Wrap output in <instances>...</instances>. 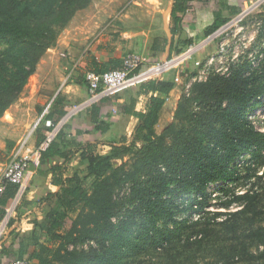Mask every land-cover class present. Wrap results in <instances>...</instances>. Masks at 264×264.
I'll return each instance as SVG.
<instances>
[{"label": "trees", "instance_id": "obj_1", "mask_svg": "<svg viewBox=\"0 0 264 264\" xmlns=\"http://www.w3.org/2000/svg\"><path fill=\"white\" fill-rule=\"evenodd\" d=\"M25 1L0 0V43H5L7 50L18 56L12 67L1 65L0 121L17 101L39 60L55 43L60 31L77 11L92 2L58 0L56 7L37 14L38 6L33 11ZM187 1L173 2L169 29L172 43L181 31L180 15ZM225 23L215 21L205 35L212 34ZM179 51L177 49L176 53ZM174 88L175 83L169 79L150 78L139 82L136 97L124 109V114L137 122L131 140L122 136L116 144L109 145L106 154L95 153V146L90 143L67 142L63 129L58 132L40 153V166L49 174V184L58 188L44 199L49 210L45 233L53 246L39 245L27 259L23 258L26 253L21 248L16 258L35 259L38 264H123L107 252L110 248L125 249L127 233L133 227L140 228L138 217L148 218L145 226L155 222L176 224L173 217L179 210L175 199L195 196L188 203V210L202 211L207 206L209 184L239 179L236 168L230 169L239 158L248 154L264 163V133L257 131L248 119L257 99L264 96V71L249 72L245 64L231 75L212 74L205 82L192 84L187 92L180 94L174 122L157 135L154 126L159 112ZM44 118L49 120V113ZM177 124L182 126L177 128ZM45 130L49 132L51 126H45ZM95 130L104 132L106 129L97 122ZM138 142L140 147L136 146ZM77 155L85 167L83 178L66 174L65 167ZM125 156L135 158L131 168L114 167L112 161ZM55 158L60 160L58 164L51 162ZM85 180H91L89 193L82 185ZM120 183L128 189V207L117 211L114 190ZM17 190V185L7 184L0 192V220ZM256 199L254 194L245 193L234 201L246 200L253 205ZM77 204L82 205L80 211L72 218L69 228L62 230V221L70 217L67 213L75 210ZM248 207L246 204L240 212L230 215L228 231H236L239 227L237 216L246 213ZM114 218L118 219L116 224ZM150 231L152 243L158 246L157 240L164 239L165 232L155 227ZM210 235V232L190 235L188 239L194 240L195 248H201ZM246 237L249 245H262L263 249L253 254L249 245L243 244L244 264H264V228L250 229ZM225 253L222 259L204 264H235L241 251L230 248ZM1 254L4 260L8 257L6 250Z\"/></svg>", "mask_w": 264, "mask_h": 264}, {"label": "rangeland", "instance_id": "obj_2", "mask_svg": "<svg viewBox=\"0 0 264 264\" xmlns=\"http://www.w3.org/2000/svg\"><path fill=\"white\" fill-rule=\"evenodd\" d=\"M25 2L29 3V7L33 11L38 6L37 14L56 7L58 4V0H26ZM155 13L156 11L146 10L140 6L137 0H92L85 9L76 12L77 16L75 15L74 23L71 26L67 25L68 30L65 33H62L64 30L62 29L56 41L60 34L63 37H71L70 34H72V38L75 39L74 43L77 42L75 48L77 54L78 51H83L82 49L89 51L101 41L105 42L104 40L109 39V41L106 40L107 43H113L114 45V43L118 42L121 46L119 49L121 52L123 50L122 55L124 58L128 53H137L130 49V45L134 44L133 37H139V33L146 36L148 30H159L162 28V20ZM241 15L227 21L214 33L210 34L209 37L207 36L205 41L207 53L199 58L195 67L189 68L188 63L196 59L197 55L204 50L194 52L188 60L163 75V79H170L174 82L172 74L177 72L180 80L178 83L174 82V91L169 96L175 106L173 115L168 116H171L169 122L166 120L162 127L159 126V134L163 133L174 122L173 116L180 94L187 92L192 84L205 82L212 74L231 75L240 66L245 67V64L248 65L249 72L259 74L264 71V0L253 1L252 5ZM56 41L39 60L35 72L29 77L22 91L23 93L24 90L35 89L38 83L41 84L37 95H35L39 101L43 102V110L50 103L57 101V98L53 100L54 102L50 100L63 79H65L64 83H75L77 81L81 84L80 86L84 89L83 92H87V96L83 97V104L89 101L85 80L89 72H85L84 65H73L74 62L71 60L72 50L68 49L65 51L60 47L56 48ZM114 47L117 48V46ZM181 48L184 49L185 47ZM17 58L18 56L15 52L7 50L5 43H0V71L2 64L12 67V63ZM37 73L39 74L38 77L35 76ZM257 100V104L250 111L248 119L257 131L264 133V96L259 97ZM175 101L176 103H174ZM170 108L172 109V106L168 108L169 111ZM43 110L42 112H44ZM3 117L5 121L10 120L9 114H5ZM26 117L29 118L27 109L23 112L22 120ZM71 120L72 118H70ZM35 121H32L29 125L22 124V121L21 124L13 128H10V123H7L4 127L0 126V140L10 142V139H12L9 138L12 137L10 136L11 133L14 135L13 138L17 136L20 139L25 138ZM44 123V120H42L33 133L35 134L37 131L43 133L45 130L44 125H46ZM68 123L66 121L65 125H68ZM17 126L23 127V130H18ZM181 126V124L176 125L177 128ZM62 134L66 136L63 130ZM64 140L67 142L72 141L65 137ZM138 143H136V146L137 144L141 146V143ZM107 152H109V148ZM262 154L264 157V150ZM10 158L11 154L8 157H2L0 162L6 163ZM134 159V157L125 156L112 161V163L114 167L124 165V169L129 170ZM73 160L72 166L65 167V169L69 168L71 175L75 174L83 178V173L86 171L85 167L82 166L84 164L81 162L79 155ZM234 167L239 179L209 184L206 190L207 206L202 211L188 210L187 205L195 196L178 197L175 202L179 211L173 217L176 224L172 222L168 224L155 222L145 226L144 223L148 218L140 216L141 218L138 217L136 220L140 221V228L133 227L127 233L128 243H126L125 249L116 251L114 248H110L107 253L114 255L123 264H204L222 259V256L226 254L225 252H228L230 248H235L241 251L235 258V264H244L245 261L242 257L246 256V254L242 252V246L243 244H250L246 237L248 231L253 228H264V163L247 154L232 164L230 169ZM82 185L85 191L88 193L91 191V180L82 181ZM120 185L122 184L120 183L114 190L117 211H121L122 207L126 209L128 207V189ZM245 193L255 195L257 199L253 205L246 200L234 201L235 197L242 196ZM166 197L170 198L169 196ZM227 202H229L228 205ZM246 204H249L248 211L237 216L239 227L234 233L228 231L226 226L229 224L230 215L240 212ZM81 207V204L75 205V210L69 211L67 216L74 218ZM117 222L118 219L114 218L113 223L116 224ZM154 227L165 232L164 239L158 238V246H155L151 240L153 235L150 230ZM6 232L1 238L2 241L6 240ZM207 232H210L211 235L203 241L201 248H195L192 244L194 240L188 239L190 235H200ZM48 245L53 246L50 240H48ZM83 248L86 249L87 247L84 246ZM248 248L253 254L263 249L262 245L258 247L254 244L249 245ZM222 251H224L223 254Z\"/></svg>", "mask_w": 264, "mask_h": 264}, {"label": "crops", "instance_id": "obj_3", "mask_svg": "<svg viewBox=\"0 0 264 264\" xmlns=\"http://www.w3.org/2000/svg\"><path fill=\"white\" fill-rule=\"evenodd\" d=\"M137 1L140 3V6L146 10L156 11L155 14L162 20L163 26L159 30H148L146 36H143V34L140 35L141 33H139V37H133L134 44L130 45V49H133L138 54L142 55L148 64H152L161 59L175 56L177 54V49L180 50L179 53H182L188 48L199 46L200 48L197 51H204L198 54L196 59H193L191 63H188L190 66L189 68H193L198 63L199 58L207 53V45L205 44L207 39V36L205 35L206 30L211 27L215 21L227 22L235 19L237 16L244 13L252 5L253 1L255 2L257 0L187 1L184 5V11L180 15L181 31L175 37L173 43L171 42L169 29L171 25V11L174 0ZM74 20L75 16L68 26H71L74 23ZM68 26L64 28L62 33H65L68 30ZM70 35L71 37H63L62 34H60L56 41V48L60 47L65 51L68 49L72 50L71 60L74 62L73 65H84L85 72L96 73L111 71L121 66L123 50L121 52L119 49L121 46L118 42L113 45V43H107L109 39H106L107 41L104 40L105 42L99 41L100 43L92 47L89 51L82 49L83 51H78L76 54L75 48L77 42L74 43L75 39L72 38V34ZM114 46H117V48ZM183 46L185 47L184 49L181 48ZM176 75L179 74L177 72L173 73V78ZM35 76L38 77L39 74L37 73ZM64 80L65 79L61 80V83L53 93L50 101H53L56 98L57 101L55 103H50L51 106L49 104L50 109L48 113L50 118L49 120L44 118V122L49 121L51 124H55L66 115L67 112L69 113L73 109V114L67 120V122H69L68 125L64 124L62 127L64 134H66V136H63L66 139L77 143L93 144L95 146V153L98 154H104L107 152L109 145L116 144L118 139L122 136H126L131 140V135L134 133L137 122L132 117L124 114V109L128 106L129 102L136 97L138 82L131 83L126 88L100 101L85 105L83 104V97L87 96V92H83L84 89L80 86L81 84L77 81L75 83H64ZM40 86L41 84L38 83V86L35 89L30 88L28 91L24 90L19 100L13 103L5 112V114L10 115V120L5 121L4 117H2L0 126L4 127V125L10 123V128H13L16 125L21 124L22 121V124L29 125L32 121H35L38 116L42 115L41 112L44 109L43 102L39 101L36 97ZM173 91L174 90L168 95L159 112L158 121L154 126L157 135H159V126L162 127V124H164L166 120L169 122L173 115L175 106L172 104L171 99H169V96H171ZM176 101L174 103H176ZM71 105L72 107L70 108ZM83 105L85 106L81 107ZM170 106H172V109L170 108L169 111L168 108ZM26 109L29 111V118L26 117L22 120L23 112ZM60 111L63 112L62 115L58 114ZM169 115L171 116L168 117ZM70 118H72L71 121ZM97 122L102 123L103 127H105L106 130L104 132H101V130H95ZM17 127L18 130H23V127ZM47 132L48 131L44 130L43 133H39L38 131L35 134L32 133L28 140L27 149L34 161L36 160V157L33 153L39 150L44 151L48 146L43 145ZM10 136H12L9 137L12 138L10 139V142L0 140V153L3 155L2 157H8L18 145V142L22 139L18 138L19 136L13 138L14 135H12V133ZM138 144L137 146H140ZM73 161L74 160H72L67 167H71ZM51 162L58 164L60 160L55 158ZM3 165L4 162H0V171L3 168ZM70 171L71 170L67 168L66 174L71 175ZM48 180L49 174H46L44 167L39 165L32 168L30 170V176L26 179L27 182L22 185L15 197L9 202L5 216L0 220V239L7 231L6 240H0L1 264L10 262L12 258L17 256L16 254L21 248H23L26 253L23 258L27 259L28 254L37 251L39 245H47L51 247L48 245L49 237L45 233V229L48 226L47 212L49 210L44 199L47 194L57 192L58 188L50 185ZM10 220L11 226H8ZM2 250H6L7 252L8 257L5 260L1 254ZM29 262L30 264H38L35 259H31Z\"/></svg>", "mask_w": 264, "mask_h": 264}, {"label": "built area", "instance_id": "obj_4", "mask_svg": "<svg viewBox=\"0 0 264 264\" xmlns=\"http://www.w3.org/2000/svg\"><path fill=\"white\" fill-rule=\"evenodd\" d=\"M199 48V46L188 48L182 53H177L175 56L161 59L152 64H148L146 60L138 53H128L122 59L121 66L117 69L101 73H87L85 80L87 83L89 101L88 103H85V105L109 97L110 95H113L126 88L131 83H139L142 80L150 78H162L163 75L169 73L174 67L188 60ZM179 80V75H176L174 77V82L178 83ZM85 105L81 107H84ZM48 109L49 106L46 107L44 112H42V115L33 123V126L30 128L26 137L18 143L16 148L11 153L10 160L4 163L3 168L0 171V192L5 189L7 184L17 185L18 192L22 185L27 182L26 179L30 176V170L40 165L41 151L39 150L33 153V155L36 157V160L34 161L28 152L27 144L33 131L44 119L43 116L48 112ZM73 112L74 110L72 109V111L64 115L55 124L45 121L46 126H51V130L47 132L43 145L47 146L54 140L58 132L62 129L69 117H71ZM71 223L72 217L65 218L64 221H62V230L69 228ZM6 264H30V262L29 260H22L15 257Z\"/></svg>", "mask_w": 264, "mask_h": 264}]
</instances>
